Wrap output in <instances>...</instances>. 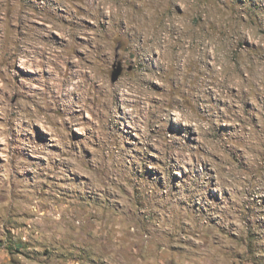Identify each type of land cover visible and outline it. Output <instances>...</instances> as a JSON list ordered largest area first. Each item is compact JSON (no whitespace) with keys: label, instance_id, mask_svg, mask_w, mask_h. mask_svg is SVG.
Segmentation results:
<instances>
[{"label":"rangeland","instance_id":"374dc122","mask_svg":"<svg viewBox=\"0 0 264 264\" xmlns=\"http://www.w3.org/2000/svg\"><path fill=\"white\" fill-rule=\"evenodd\" d=\"M0 264H264V0H0Z\"/></svg>","mask_w":264,"mask_h":264},{"label":"water","instance_id":"95a60500","mask_svg":"<svg viewBox=\"0 0 264 264\" xmlns=\"http://www.w3.org/2000/svg\"><path fill=\"white\" fill-rule=\"evenodd\" d=\"M121 71H122V69L118 64V67L116 69H114V71L112 72V75H111V81L112 82H115L118 79V77L121 74Z\"/></svg>","mask_w":264,"mask_h":264},{"label":"bare ground","instance_id":"6f19581e","mask_svg":"<svg viewBox=\"0 0 264 264\" xmlns=\"http://www.w3.org/2000/svg\"><path fill=\"white\" fill-rule=\"evenodd\" d=\"M73 47V46H72ZM79 51V50H78ZM56 52V51H55ZM54 53V52H53ZM68 59H70V58H68ZM53 64V63H52ZM72 64H75V65H73L74 67H73V69H75V72H76V74L78 73L79 75L81 74V75H83L84 74V72H83V70H82V67H80V66H78L77 65V63H73L72 62ZM86 73V72H85ZM88 74V73H87ZM80 77V76H79Z\"/></svg>","mask_w":264,"mask_h":264}]
</instances>
